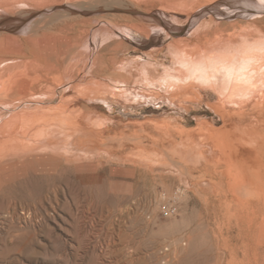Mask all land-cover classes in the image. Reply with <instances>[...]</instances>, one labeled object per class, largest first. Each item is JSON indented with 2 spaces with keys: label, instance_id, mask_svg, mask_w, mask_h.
Returning <instances> with one entry per match:
<instances>
[{
  "label": "rangeland",
  "instance_id": "obj_1",
  "mask_svg": "<svg viewBox=\"0 0 264 264\" xmlns=\"http://www.w3.org/2000/svg\"><path fill=\"white\" fill-rule=\"evenodd\" d=\"M122 1L131 9H140L136 3ZM257 1L264 4V0ZM241 3H211L198 21L195 16L202 8L184 13L151 5L140 11L163 20L156 22L160 27L153 26L149 36L119 28L105 18L84 22L88 27L78 26L83 35L68 29L72 43L82 46L72 54L75 60L69 61L68 71L61 73L62 83H49L58 97L53 104L68 114L80 97L90 96L93 90L104 92L110 85H122L137 92L138 69L128 67L127 60L152 57L163 65L160 71L164 66L174 67L170 43L180 37L195 38L196 28L206 19L223 21L247 14ZM61 10L43 6L31 22L44 23L40 31L61 33L54 27L58 21L51 22ZM131 16L145 24L152 19ZM179 90L170 94L157 91L154 97L158 98L149 96V102L120 99L122 104L118 101L111 110L105 105L106 109L97 110L109 117L102 128L89 124L93 130L82 134L74 127L71 136L73 142L93 141L116 152L145 145L158 153L155 162L173 172L132 159H75L79 153L67 155L61 147L39 150L34 132L47 127L42 138L58 141L70 133L71 120L56 121L57 131L45 119L32 126L24 138L26 150L11 152L0 163V264H264V100L252 101L236 113L223 105L213 89L194 86ZM147 117L170 119L168 133L204 141L207 150L214 146L216 157L207 150L209 156L198 164L162 157L160 132L137 127V120ZM238 118L244 119L243 124L236 123ZM251 119L262 126L259 132L249 130ZM199 123L200 132L185 130ZM180 173L185 176L183 181ZM177 187L185 190L177 214L160 215V192L174 193Z\"/></svg>",
  "mask_w": 264,
  "mask_h": 264
},
{
  "label": "bare ground",
  "instance_id": "obj_2",
  "mask_svg": "<svg viewBox=\"0 0 264 264\" xmlns=\"http://www.w3.org/2000/svg\"><path fill=\"white\" fill-rule=\"evenodd\" d=\"M125 1L129 3H136L140 9H145V11L146 8H149V6H154L156 4H161L167 8L171 7L172 10L175 9L184 13L195 12V10L202 8L203 10H201V12L198 14L197 12L195 13L197 14V16H195V21H198L201 16L210 10L212 7L211 3H214V5L216 3H219L218 5L223 3L232 5L234 3L242 4L241 2H243L244 6H242L245 12H248L249 14L247 13L245 15L223 21L221 19L218 21L215 18L208 20L204 19L205 21L201 23L198 28H196L197 30H194V34L196 35L195 38L180 37L170 43L168 48L169 53L173 56V64L176 67H172L170 65V67L164 66L163 71H160V67H163V65L160 64L161 62H153L154 59H152V57H150L147 61L132 59L127 60L126 63L128 67L138 69L136 78V82L138 84L137 92L134 91L133 88L130 90V88L122 87V85H118V87H113L110 85L106 88L111 89L110 91L113 94L112 97L105 94L102 96H84L79 98L77 104L87 110L86 112L97 111L100 108L106 109L107 107V109L110 108L109 110H111L118 101H121L120 99L133 101V103L135 101L141 102V100L144 99L149 102L150 99L154 97V95H147L140 91L145 88L154 89L159 92L161 91L163 94H170L175 90L180 92L179 89L191 88L194 86L200 87L202 90L213 89L217 93V96L223 105L225 107L233 108L234 110L236 109V113H240V110H242L246 104L252 101L264 100V4H261V1ZM207 4H210V6ZM43 6L63 9L60 12L56 11V15L51 21H58L59 24L57 27H54L60 28L61 33H56V31L55 33H51L47 31L48 29L40 31L39 29L44 25V23L43 25H40L38 23L39 21L31 22L32 19L38 13H40L38 12V9ZM140 9H131L122 0H0V163L3 162L4 158L11 154V152L26 150L27 142L24 138H27L31 127L36 124H40L43 119H45L49 125H52L50 126L51 129L55 130L56 127H54V123L56 121L58 122V120L66 119L67 122L69 119L77 115L76 109H72V111H70L68 114H64L63 112L59 111L58 107L53 104L58 98L55 97L56 91L54 87L49 84L53 82L60 85V83H62L61 73H63V71H68L70 66L69 61L73 58L75 60V57L72 56V54L82 46L80 44L81 46L77 47L72 43V36L68 35L67 33L68 29H72L74 30V33L79 32L80 34L83 30L80 32L81 29L78 28V26L88 27V25H86L87 23L91 24L100 18H105L116 24V26L119 28L126 27L140 33L144 32L146 36H149L153 26H157L156 22L162 21L163 19L162 17H157L155 14L148 15L146 13V15L141 12ZM221 13L222 12L219 14ZM230 13L231 12H229V14ZM134 14L144 18L143 20L150 16L152 19H148L149 21L147 20L148 22L146 24L139 21H142V19H136L135 22L133 19L134 17L131 16ZM87 15H92V17L87 18ZM43 21L45 22V20ZM84 22H86V24H83ZM133 22L135 23L133 24ZM26 25L28 28H23ZM202 28L205 30L200 34L199 31ZM62 31H65L67 34L65 32L62 33ZM85 31H87V29ZM25 33L28 35L31 33L34 34L30 36H24ZM74 33L72 32V34ZM81 34L83 35V33ZM73 39H76V37ZM80 39L82 38L80 37ZM122 40L120 42L123 44ZM11 59H17L20 61L16 62L17 64L11 65L13 64L9 63V60L11 61ZM153 91L152 93H154ZM64 94L66 95V93ZM46 102L51 104L47 107L43 106L42 104ZM80 116L85 118V114H80ZM96 117L98 118L99 116ZM243 120V118H238L236 123L242 122L243 124ZM43 123L45 122H42V124ZM61 123L63 124V122ZM70 124H68V126H70ZM249 124L252 125L250 127L248 125L249 130L253 129L255 132L258 131V128L261 126H257L259 124L255 123L253 119H251ZM44 128H39L37 131L35 130L36 132H34L38 136L39 150L42 149L44 151V149H56L57 147H61V149H63L67 155L73 156L72 154H78L76 149H72L67 143L62 144L60 140L55 141V139H43L42 135ZM245 134L248 133L246 132ZM254 135H256V133ZM167 138L165 139L167 140L165 147L167 146L169 151L176 153L180 157H184L186 152H188L187 150H189L188 155L190 157L192 155L196 157V153H200L201 155L202 151L197 152L199 148H204V152L207 150L205 148L206 142L204 143L203 141H201L203 142L201 143L197 140H193L194 143H191V145L186 141L187 139L184 140L185 138H183L184 141H181L180 138L175 134L172 135V138L170 137L171 140ZM190 141H192V139H190ZM92 143L94 142L92 141ZM93 145L97 146L100 144L95 143ZM86 146L88 147V145ZM94 146L92 147L94 148ZM208 146L210 147V144H208ZM213 147L211 146L207 150L208 154H214L215 149ZM97 148H95L96 150L93 149L92 152L94 154L98 153ZM101 149H99V151L105 150ZM36 150H38V148H36ZM87 150L88 149L86 148V154L89 153ZM94 150L97 151V153H95ZM78 151L81 150L78 148ZM81 153H84V151H81ZM90 155L91 154H89V156ZM117 155L115 154V157ZM200 155L198 154V157H200ZM214 156L216 157V154H214L213 157ZM160 168L168 172H173L172 169L165 166H161ZM179 177L180 180L183 181L185 176L179 174ZM184 183H186V181ZM7 186L9 188V185Z\"/></svg>",
  "mask_w": 264,
  "mask_h": 264
},
{
  "label": "crops",
  "instance_id": "obj_3",
  "mask_svg": "<svg viewBox=\"0 0 264 264\" xmlns=\"http://www.w3.org/2000/svg\"><path fill=\"white\" fill-rule=\"evenodd\" d=\"M119 69V68H118ZM120 70V69H119ZM119 72H121V73H126V72H128V71H123V70H120ZM117 80H120V79H117ZM122 81H125V80H122ZM145 89H146V91H145ZM145 89H142L141 91L142 92H144L145 94H147V95H151V94H153V95H155V92H157V90H154V89H148V88H145ZM108 90V91H107ZM111 89H109V88H105V91L104 92H101V91H99V90H93V91H91V95L90 96H88V97H95V96H102V95H105V94H107L108 96H110V97H112L113 96V94L111 93V91H110ZM154 90V91H153ZM152 91L154 92V93H152ZM100 92V93H99ZM107 92V93H106ZM147 92V93H146ZM149 92V93H148ZM78 103V102H77ZM77 103L75 104V105H77ZM74 105V107L72 108V109H76V116H74L73 118H71L70 120H71V126H72V129H71V131H70V133L68 134V135H65L63 138H61V140H60V142L62 143V144H69L70 145V147L72 148V149H76V151L80 154L77 158H75V159H80V158H85V159H92V158H94V157H98V158H100V159H107V160H114V161H123V160H129V159H132V160H137V162H142V163H145V164H151V165H153L154 167L156 166V167H158V166H165V165H163L162 163H157V162H155L156 161V159L158 158V153L157 152H155L154 151V153H153V151L152 150H149L145 145L143 146V145H136V147L132 150V151H130V152H116V151H113L109 146H103L102 147V145H97V146H94L93 144H95V143H92V141L90 142V141H88V140H86V141H83V143H79V142H73V140L71 139V136L73 135L72 134V131H73V129H74V127H76V128H78L77 130H76V132H78V133H82V134H86V133H88L89 132V130H93V129H90L91 128V126H89V124L90 125H92V123H93V125H94V127H100V128H102L103 127V125H105L107 122H108V120H109V117H106V116H103L102 114H98L97 113V111H93V112H91V111H88V112H86L87 110H85L84 108H82V107H80V105H78V106H75ZM78 107V108H77ZM80 107V108H79ZM78 109V110H77ZM80 109H81V111H80ZM85 111V112H84ZM90 112V113H89ZM96 112V113H95ZM89 113V114H88ZM93 113H94V115H93ZM80 114H85V118L84 117H82V116H80ZM93 115V116H92ZM102 115V116H101ZM96 116H99L98 118L96 117ZM94 118V119H93ZM96 118V119H95ZM101 121H99V120ZM103 120V121H102ZM107 120V121H106ZM87 121V122H86ZM99 121V122H98ZM103 122V123H102ZM83 123V124H82ZM87 125L88 123V126H86L85 124ZM82 124V125H81ZM170 124H172V122L170 121V119H168V118H163V119H157V118H153V117H147V118H143V119H138L137 120V127L138 128H140V127H145L146 129H147V131H154V132H160V134L158 133V138H159V140L160 141H163L162 143H164L163 145H164V153L162 154L163 156L162 157H164V158H167V156L168 157H171V156H175V157H179V158H181L182 159V161H184L185 163H187V164H198V163H201L206 157H208L209 155L206 153V152H204L203 151V149L202 148H199V149H202V150H199L198 149V151L197 152H203V154H202V152H201V155H200V153H198L199 155H200V157H198V154L196 153V157H194L193 155L190 157L188 154H189V150H187L188 152H186V154H185V156L183 157H180V156H178L177 154H174L173 152H171V151H169L168 150V148H167V146L165 147V145H166V142H167V140H165L167 137H169V138H167V139H169V140H171L170 139V137L172 138V132L171 133H168L170 130L168 129V126L170 125ZM78 125H79V127H78ZM81 125V126H80ZM92 125V126H93ZM85 127V128H84ZM84 129V130H83ZM85 129H86V132H85ZM195 129H197L199 132L201 131V126H200V123H199V125H197V127L196 128H193L192 130H191V127H185V130H187V132H193ZM88 130V131H87ZM96 132V131H95ZM99 131H97L96 133H98ZM162 133V134H161ZM170 134H171V136H170ZM160 135V136H159ZM162 137H163V139H162ZM165 137V138H164ZM183 138H185L184 140H186L188 143H194V139H192V141H190V137H187V136H185V137H180V140L181 141H184L183 140ZM162 139V140H161ZM64 140V141H63ZM190 141V142H189ZM88 142V143H87ZM198 142H201V141H198ZM204 142V141H203ZM203 142H201V143H203ZM71 143V144H70ZM205 143V142H204ZM72 144H74V145H72ZM76 144V145H75ZM80 144V145H79ZM83 145V147L85 148H83L82 147V145ZM97 144V143H96ZM191 144V145H192ZM86 145H88V147L86 146ZM94 146V148L92 147V146ZM191 145H188V146H191ZM74 146H75V148H74ZM101 147L102 149H105V150H107V151H105V150H102L101 148H99V147ZM79 148V150H81V151H84V153H81V151H78V148ZM83 149H82V148ZM92 147V148H91ZM101 149L102 151H99V149ZM81 148V149H80ZM86 148L88 149L87 151L89 152V153H87L86 154ZM95 148H97V151H98V153H97V151H95L96 149ZM166 148V149H165ZM90 149V150H89ZM92 149V150H91ZM93 149H95L94 150V152L95 153H97V154H94L92 151H93ZM146 151H147V153H146ZM152 151V152H151ZM91 152V153H90ZM101 153V154H100ZM106 153V154H105ZM112 153V154H111ZM142 153H146V154H142ZM89 154H91L90 156H89ZM115 154L117 155V154H119V155H121V156H119V155H117L116 157H115ZM124 154V155H123ZM152 154H155V155H152ZM157 154V155H156ZM96 155V156H95ZM107 155V156H106ZM142 155H143V157H142ZM150 155V156H149ZM94 156V157H93ZM153 156V157H152ZM156 156V157H155ZM88 157V158H87ZM90 157V158H89ZM119 157V158H118ZM126 157V158H125ZM150 157V158H149ZM154 158V159H153ZM198 158V159H197ZM144 159V160H143ZM146 159H148V160H146ZM152 159V160H151ZM188 161H191V162H188ZM190 159V160H189ZM192 159V160H191ZM195 159H196V161H195ZM165 171V170H164ZM168 172V171H167ZM180 174H182V173H180ZM183 175V174H182Z\"/></svg>",
  "mask_w": 264,
  "mask_h": 264
},
{
  "label": "built area",
  "instance_id": "obj_4",
  "mask_svg": "<svg viewBox=\"0 0 264 264\" xmlns=\"http://www.w3.org/2000/svg\"><path fill=\"white\" fill-rule=\"evenodd\" d=\"M185 190L181 187H177L174 193H168L166 191H162L159 194V199L161 201L160 204V215L169 217L177 214L179 209V204L182 200V197L184 196ZM151 216L149 215V218ZM169 248L166 247L165 252L167 253V250ZM163 253V261L167 262V254Z\"/></svg>",
  "mask_w": 264,
  "mask_h": 264
},
{
  "label": "water",
  "instance_id": "obj_5",
  "mask_svg": "<svg viewBox=\"0 0 264 264\" xmlns=\"http://www.w3.org/2000/svg\"><path fill=\"white\" fill-rule=\"evenodd\" d=\"M168 24H171V25H173L172 23H170V22H168Z\"/></svg>",
  "mask_w": 264,
  "mask_h": 264
}]
</instances>
